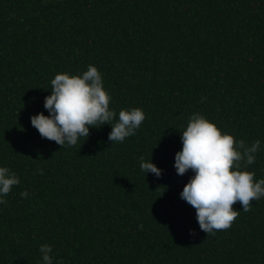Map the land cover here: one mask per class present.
<instances>
[{
    "label": "trees",
    "instance_id": "16d2710c",
    "mask_svg": "<svg viewBox=\"0 0 264 264\" xmlns=\"http://www.w3.org/2000/svg\"><path fill=\"white\" fill-rule=\"evenodd\" d=\"M95 65L110 110L141 108L134 135L90 126L75 146L41 137L51 80ZM195 114L260 147L264 179V0H0V264H264V197L207 234L181 193L175 156ZM152 162L162 175L145 173ZM28 192L27 198L20 193Z\"/></svg>",
    "mask_w": 264,
    "mask_h": 264
},
{
    "label": "clouds",
    "instance_id": "9594fccd",
    "mask_svg": "<svg viewBox=\"0 0 264 264\" xmlns=\"http://www.w3.org/2000/svg\"><path fill=\"white\" fill-rule=\"evenodd\" d=\"M51 90L44 105L51 114L33 115L31 123L41 137L62 146H75L81 137L88 138L90 126L99 128L104 124L112 125L111 142H123L135 134L145 119L141 108L122 109L118 122L112 123L116 112L110 110L111 96L95 65H89L82 75H55ZM182 143V150L175 156L177 173L184 175L192 170L195 175L183 188L181 197L196 209L202 231L210 234L227 230L240 214L235 204L240 203L243 211L248 212L253 200L264 197V179L257 181L255 173L247 170V166L255 162L259 140L251 146L243 139L237 142L215 122L195 114L182 132ZM140 167L145 173L162 175L160 168L151 161L144 162L143 157ZM19 183L14 172L0 167V196H6ZM20 195L27 198L29 194L23 191ZM0 204H7V201L0 199ZM40 252L44 264H52V247L41 245Z\"/></svg>",
    "mask_w": 264,
    "mask_h": 264
}]
</instances>
